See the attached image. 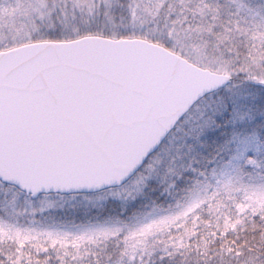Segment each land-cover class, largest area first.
Wrapping results in <instances>:
<instances>
[{
    "label": "snow or ice",
    "instance_id": "snow-or-ice-1",
    "mask_svg": "<svg viewBox=\"0 0 264 264\" xmlns=\"http://www.w3.org/2000/svg\"><path fill=\"white\" fill-rule=\"evenodd\" d=\"M231 4L227 19L219 0L0 4V264H162L217 241L264 264V9ZM158 188L159 215L75 231L17 208Z\"/></svg>",
    "mask_w": 264,
    "mask_h": 264
},
{
    "label": "trees",
    "instance_id": "trees-1",
    "mask_svg": "<svg viewBox=\"0 0 264 264\" xmlns=\"http://www.w3.org/2000/svg\"><path fill=\"white\" fill-rule=\"evenodd\" d=\"M111 2L112 5H116V0H111ZM247 2L254 8L264 9V0H247ZM219 3L224 5V18L227 19L228 12L234 8V5L229 4L228 0H219ZM144 193H147V198H145ZM10 195L11 193H9ZM42 202L48 203V205L43 207ZM169 202L170 198L162 195L159 188L154 192L144 189L134 201L123 199L122 196L111 195L105 190L95 194L42 195L36 200L21 194L17 201V208L25 212V217L21 216L23 222L35 219L41 225L75 231L78 226L96 223L98 220L103 221L109 217L115 219L116 217L137 216L143 221V213L152 211L153 203L157 206L156 210L153 211V216H156L160 214L159 208L167 207ZM141 205H147V207ZM33 209H35L34 213ZM41 209L43 210L41 211ZM244 235L251 239V233ZM242 242L243 237L238 243ZM221 252L223 254L219 255L218 253ZM258 259H264V251L258 253ZM158 264L161 262L158 261ZM162 264H234V260L221 248L220 242L217 241L207 257L198 256L195 251H192L187 257L177 256L172 260L165 259Z\"/></svg>",
    "mask_w": 264,
    "mask_h": 264
},
{
    "label": "rangeland",
    "instance_id": "rangeland-1",
    "mask_svg": "<svg viewBox=\"0 0 264 264\" xmlns=\"http://www.w3.org/2000/svg\"><path fill=\"white\" fill-rule=\"evenodd\" d=\"M6 2V0H0V4H2V3H5ZM228 2H229V4H231V0H228ZM232 5V4H231ZM112 7H113V9H116V5H112ZM21 19H23V18H21ZM39 23V22H38ZM82 23H83V21H81V20H79V19H77L76 21H72L71 23H70V25H69V28L70 29H73V28H80L81 27V25H82ZM151 26V25H150ZM60 28V25L59 24H57V29H59ZM40 30L41 31H46L47 30V23L45 22L44 24H41L40 25ZM23 33H21V35H22ZM10 38V34L9 33H7V31H5V33L3 34V39L4 40H7V39H9ZM43 204V207H45V206H47L48 205V203H44V202H42ZM23 217H25V212H24V215H23ZM20 219H21V217H20ZM21 222H23V220L21 219Z\"/></svg>",
    "mask_w": 264,
    "mask_h": 264
},
{
    "label": "water",
    "instance_id": "water-1",
    "mask_svg": "<svg viewBox=\"0 0 264 264\" xmlns=\"http://www.w3.org/2000/svg\"><path fill=\"white\" fill-rule=\"evenodd\" d=\"M102 191H105V190L81 191V192H75V193H73V192H62V193H55V192H53V193L41 194L40 196H42V195H50V194H61V195L95 194V193H99V192H102ZM25 195L28 196V197H30L33 200H36V199H38L40 197V196L39 197H32V196H29L27 194H25Z\"/></svg>",
    "mask_w": 264,
    "mask_h": 264
}]
</instances>
